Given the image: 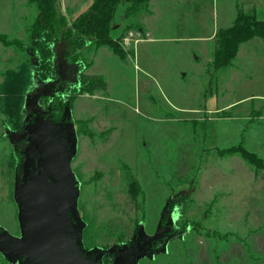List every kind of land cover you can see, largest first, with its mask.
Listing matches in <instances>:
<instances>
[{
  "label": "rangeland",
  "instance_id": "1",
  "mask_svg": "<svg viewBox=\"0 0 264 264\" xmlns=\"http://www.w3.org/2000/svg\"><path fill=\"white\" fill-rule=\"evenodd\" d=\"M90 4L57 0L68 27ZM125 7L117 6L110 29L123 57L105 48L85 70L106 90L77 95L81 65L66 64V44L55 46L56 78L38 79L36 62L22 50L32 46L26 30L35 9L28 0H0V84L30 57L18 129L0 103V235L27 244L22 122L32 115L30 131L44 127L61 156L70 152L68 226L93 264H111L117 251L141 240L156 249L161 235L163 246L133 264H264V170L222 153L241 142L264 164V40L242 44L230 68L207 70L215 33L239 10L264 20V0H150L147 14L134 19L125 18ZM144 28L147 42L140 41ZM49 100L62 108L47 110ZM122 164L141 187L135 202ZM0 264L26 263L0 244Z\"/></svg>",
  "mask_w": 264,
  "mask_h": 264
},
{
  "label": "trees",
  "instance_id": "2",
  "mask_svg": "<svg viewBox=\"0 0 264 264\" xmlns=\"http://www.w3.org/2000/svg\"><path fill=\"white\" fill-rule=\"evenodd\" d=\"M149 2L150 0H91L88 9L75 17L68 27V21L58 11L57 0H28L36 14L26 30L32 46L27 49L23 47L22 50L29 51L36 62L35 72L38 79L54 80L57 74L55 46L64 42L66 48L63 50V56L66 64L81 65L77 70L76 80L82 90L77 95H81L82 92L104 91L107 85L101 77L85 74L91 57L102 47L109 48L117 57H123L121 48L116 44V38L110 36L113 14L117 6L126 4L125 18L134 19L147 13ZM256 38L264 40V20L257 19L254 14L237 11L230 27L219 29L215 33L213 59L207 65V70L212 68L213 72H219L230 68L239 47ZM0 39L4 40L5 36L0 35ZM16 44L22 45L21 42ZM29 65L30 57H26L15 70H7L2 75L0 103L4 116L14 129H18L20 124L21 100L29 79ZM74 100L72 96L70 101ZM81 123L76 122L77 131ZM222 153L239 155L254 170H264V164L254 154L247 152L241 142ZM121 166L127 171L125 175L128 194L135 202L143 196L141 187L135 176L128 171V167L123 164ZM172 204L173 202L170 204L171 207Z\"/></svg>",
  "mask_w": 264,
  "mask_h": 264
},
{
  "label": "water",
  "instance_id": "3",
  "mask_svg": "<svg viewBox=\"0 0 264 264\" xmlns=\"http://www.w3.org/2000/svg\"><path fill=\"white\" fill-rule=\"evenodd\" d=\"M29 117L27 115L22 124ZM28 144L23 156L22 226L26 246H18L4 235L0 244L10 254L26 264H93L78 250L68 226V193H64L63 181L68 171L69 154L61 156L46 137L48 130L42 126L34 130L23 128ZM62 150V149H61ZM63 151V150H62ZM163 235L156 249L153 242L141 240L136 246L125 247L115 253L111 264H133L134 259L145 252L158 251L163 246Z\"/></svg>",
  "mask_w": 264,
  "mask_h": 264
},
{
  "label": "flooded vegetation",
  "instance_id": "4",
  "mask_svg": "<svg viewBox=\"0 0 264 264\" xmlns=\"http://www.w3.org/2000/svg\"><path fill=\"white\" fill-rule=\"evenodd\" d=\"M52 100H49L48 101V104H47V106H46V109L47 110H50L51 108L53 109V107H56L57 108V104H59L58 105V107L60 106V108H62V106H61V103L60 102H58V101H53L52 103ZM50 103V104H49ZM54 114V113H53ZM33 117L34 116H32V117H29L28 119H27V121L24 123V124H22V129L24 128V127H27L28 125H30V123L32 122V120H33ZM57 117H58V119H59V121L61 120V117H62V109H61V111L59 110L58 111V113H57ZM153 247H154V244H153Z\"/></svg>",
  "mask_w": 264,
  "mask_h": 264
},
{
  "label": "crops",
  "instance_id": "5",
  "mask_svg": "<svg viewBox=\"0 0 264 264\" xmlns=\"http://www.w3.org/2000/svg\"><path fill=\"white\" fill-rule=\"evenodd\" d=\"M88 9V8H87ZM86 9V10H87ZM147 14V13H146ZM153 15H154V13H153V11H152V13L150 12V14L149 15H147V19H152V17H153ZM144 32H145V35H146V37H147V39L146 40H140V41H143V42H147L149 39H150V33L148 32V30H147V28H144ZM215 32V31H214ZM111 36V35H110ZM115 39V38H114ZM209 39H211V38H209ZM139 41V42H140ZM142 43V42H141ZM106 47H102V48H100V49H98L97 50V52L98 51H100V50H104ZM63 49V48H62ZM136 49H137V45L135 46V52H136Z\"/></svg>",
  "mask_w": 264,
  "mask_h": 264
}]
</instances>
